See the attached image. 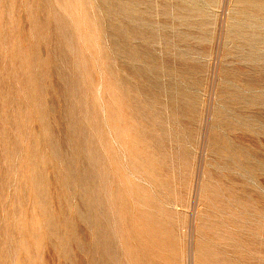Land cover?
Listing matches in <instances>:
<instances>
[{
    "label": "rangeland",
    "instance_id": "1",
    "mask_svg": "<svg viewBox=\"0 0 264 264\" xmlns=\"http://www.w3.org/2000/svg\"><path fill=\"white\" fill-rule=\"evenodd\" d=\"M0 264H264V0H0Z\"/></svg>",
    "mask_w": 264,
    "mask_h": 264
}]
</instances>
